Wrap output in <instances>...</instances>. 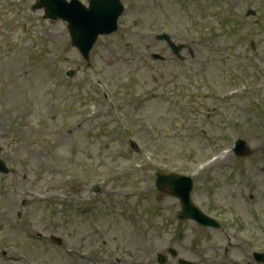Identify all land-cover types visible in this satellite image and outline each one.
<instances>
[{
	"label": "rangeland",
	"instance_id": "1",
	"mask_svg": "<svg viewBox=\"0 0 264 264\" xmlns=\"http://www.w3.org/2000/svg\"><path fill=\"white\" fill-rule=\"evenodd\" d=\"M4 2V0H1ZM24 2H32L34 0H23ZM184 0H141L137 3V6L140 8V10L137 13L131 14L127 19V24L129 25H135V28H137L135 31L141 32V30L144 29H160L165 24H170L174 28L179 29L181 28L185 34V37L193 38L194 31H195V25L197 22H200V25L205 26V31L207 35H209V28L211 26L209 17H216L217 13L219 12V8L222 9V11L227 10V2L231 0H197L193 1L189 6L183 9L182 2ZM201 5L203 6V9L201 10ZM212 5V7H211ZM134 8V7H133ZM135 22V24H134ZM36 32H38L37 40H39V44H45L49 46L50 51H47L46 53L50 52L49 54H46L43 56V60L47 64H56L58 67V70L60 71L62 67V63L60 61V55L62 52L66 51L63 50L64 45L61 44L62 41H64L65 37H67V31L64 29L62 24L59 23H42L38 22L36 24ZM252 28V27H250ZM253 29V28H252ZM50 31V34L53 37L51 40L44 39L41 36V33L44 31ZM128 28H124V31H127ZM256 33L257 30L253 29ZM134 31V30H130ZM134 41L137 43V48L132 52L134 53L137 58L140 57V55H146L143 50V44L142 41L137 40L136 37L133 36V34H130ZM261 37L258 36V39L260 40ZM18 38L15 37L13 40H17ZM132 39V38H129ZM221 40L223 43H232V39L227 37L226 30L222 29L221 31ZM9 44V42H6ZM2 48V47H1ZM140 53H139V52ZM138 52V53H137ZM203 58L205 59L203 64V59L200 56L199 57V63H197L198 66V76H202L203 78L201 80L202 83H206L205 76H211L218 82L225 81L226 80V70L227 67L224 66V64H216L215 58L212 60V53L211 49L209 48V45L206 44L203 50ZM18 62H22V58L10 60L6 59V64L4 67L1 66V69L3 70L1 72V76L8 80V86L5 88H1V94L0 97H3L4 103L8 104V107H13L14 111L18 113L19 115H23L27 117V120H32L34 116L38 117H45L48 112L51 111L52 107L55 111H58V107L60 105H64L67 107V104L61 102L60 95L57 96V99L52 98L47 95V89L49 82H51L53 79L48 75L45 71L42 70V67L39 68L38 72L30 77H23L22 76V70L27 69V65H21L17 66ZM195 62L191 60L188 62L189 67H196L194 64ZM156 66H160V63H155ZM174 65V63H172ZM218 70V77L213 74V70ZM173 68L169 65L168 70L165 72V75L171 76V71ZM140 77L145 81L144 85L147 89L156 88L154 85H162L165 86L166 83V77H159L157 71L151 72L148 70H144L139 73ZM20 76V79L14 84L12 81L13 76ZM39 75V76H38ZM168 79V78H167ZM41 81L42 84L38 86V88H35V83H38V81ZM170 80V79H169ZM173 83V82H172ZM175 83V82H174ZM163 88L160 87L159 91ZM211 104L210 101H205V104L208 105ZM33 108L36 110V115L32 116L29 112V109ZM150 126H149V132H151V129H155L156 131L161 132L157 137H171L164 134H169L172 130L171 127H173V124L170 123L168 120H164L163 115H166L167 119L175 118L176 115L167 116L170 108L167 104H164L160 98L154 100L150 103ZM152 110V113H151ZM1 111V109H0ZM241 114V113H240ZM59 115H63L62 113ZM239 122L242 125H245V132L248 136L245 135V137L249 140V143L253 147L260 148L264 144V119L262 120L261 126L258 124L257 118L249 113V118H246V114H244V119L240 118ZM68 120V119H65ZM201 123L205 124L208 129L210 130V135L213 136V131H216L219 133L218 140H215L213 144H211L210 141H194L192 143V146H189L186 151L192 148L194 151V161L201 160L205 157H207L209 154L214 152L217 148L221 147L223 144L228 143L230 137V131L226 128V126L220 125L216 120H212L211 122H205L204 120H201ZM180 128V126H179ZM110 132V128L106 130V138L107 134ZM180 134V130L178 131ZM77 139V138H76ZM83 146H78L79 150H77L74 153L75 158H83L86 147L94 148V143H87L82 141ZM68 145H71V141H65L61 146L62 153L67 156L71 149H66ZM179 140L172 141L170 138H166L162 143L156 144L158 149L161 148H172V150H179L180 147ZM83 149V150H82ZM33 148L30 150H24V160L27 162L28 160H31L32 155H36L32 152ZM257 150V149H256ZM254 157L250 160V162L246 163L245 168H242V175L233 173L232 178L228 181V183H225L227 186L225 188V185L223 186V183H221V187L217 190L216 196L213 198V200L207 199V201L210 204H217L218 206H223L225 210H228L229 217L233 219V221L236 219L235 214H241L243 216L244 221L246 222H254V216L256 211H259L261 208L260 206L254 207L251 204H246V199H242V196L250 195L251 193H261V191H264V161H261V155ZM63 155V156H64ZM36 157V158H35ZM180 156L173 153L171 155V159L161 158V161H158L159 163L162 162L165 164L164 170H167V166H176L178 165V160ZM182 158V157H181ZM40 160V166L37 168V162L36 160ZM32 173L33 176L32 180L35 182H42L45 179H47L50 174V168L47 167L44 163V159L42 156L37 157L34 156L32 158ZM34 167V168H33ZM159 169V168H158ZM220 174V173H218ZM249 179H253V182H256V188L253 190H248L246 186H249L251 183L249 182ZM242 194V195H241ZM201 197H204L201 194ZM155 198V196H153ZM164 197L160 198L158 201L155 200L154 203H148L151 206H157V205H166V203H163ZM7 204V206H5ZM3 206V210L7 211L8 207L10 206L9 201H6ZM33 203L31 201H28L27 207L30 212L31 217L34 221L37 222L39 227L45 226L47 223L45 214L48 212V209L46 206H35L37 209V212L34 213L31 209V205ZM12 208V206H11ZM170 208V207H168ZM158 209H155L154 212L156 213ZM153 212V213H154ZM165 213L161 212V215L157 220L154 218V222L157 223V225H163L164 222H166L165 217H163ZM58 221H61L63 223V229L62 234L68 236L71 240L78 242L81 238L78 237L77 232L80 228H84L83 233L87 237V240H92L93 237L91 235V232L89 230V227L86 225V223L83 221L82 218H76L72 214H69V219L72 221V225L68 224L66 220H62L59 217H56ZM3 223V225H1ZM8 223V224H7ZM12 218L11 220L8 217H0V238L3 240H6L11 246L14 248L20 249L24 252H27L32 255V258L35 260H38L42 264H71V262L62 261L61 254L58 250H55L53 247H50L47 244H35L36 246H30L26 243V238L22 236H17V232L12 229ZM101 229L106 232L109 235L112 247H114L116 244H122L124 245V249L128 253H134V250H130V247H135L139 245H143V242L140 241L139 237L137 236L136 232L129 228L127 224L124 223V221L119 217L117 212L115 211H109V210H103L99 214V223ZM77 226V228L75 227ZM164 228V227H163ZM162 228V229H163ZM185 234H186V240H185V255L189 258H194L191 252L192 245L196 244L202 251L207 253L210 249V240L208 238L211 237V235L206 232L201 231L194 226L191 225H185L183 227ZM127 231H131L135 235V240L130 241V238L127 234H124ZM151 235L156 236L155 234L151 233ZM150 240L154 242L155 245L164 247L166 244H168V241L164 240L162 235L159 237H152ZM152 247L149 246L148 251L151 252ZM1 263V262H0ZM6 264H16V263H6ZM22 264V263H20ZM173 264H176L173 262Z\"/></svg>",
	"mask_w": 264,
	"mask_h": 264
}]
</instances>
